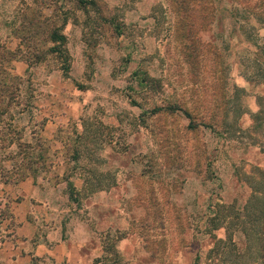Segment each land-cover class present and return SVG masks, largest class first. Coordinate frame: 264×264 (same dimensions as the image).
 Returning <instances> with one entry per match:
<instances>
[{
  "label": "rangeland",
  "instance_id": "374dc122",
  "mask_svg": "<svg viewBox=\"0 0 264 264\" xmlns=\"http://www.w3.org/2000/svg\"><path fill=\"white\" fill-rule=\"evenodd\" d=\"M80 1L0 0V68L17 77L0 117V207L22 174L49 177L54 218L83 234L89 264L233 263L218 240L242 249L264 216V26L246 10L262 0L189 5L194 27L180 0ZM42 100L75 102L56 141L40 135L58 113ZM225 102L243 110L233 130ZM168 105L191 117L142 113Z\"/></svg>",
  "mask_w": 264,
  "mask_h": 264
},
{
  "label": "crops",
  "instance_id": "0c3cea01",
  "mask_svg": "<svg viewBox=\"0 0 264 264\" xmlns=\"http://www.w3.org/2000/svg\"><path fill=\"white\" fill-rule=\"evenodd\" d=\"M65 102L41 101V106H47L46 109L58 111L45 119L40 134L43 139L56 141L60 120L76 113L75 102ZM64 110L66 115L59 113ZM54 167L48 170L50 174L64 175V166ZM44 180L49 183V177L38 181L34 177H25L8 185L11 218L7 221L11 226L0 237V264H89L83 234L64 231L60 221L55 220L51 191L40 186Z\"/></svg>",
  "mask_w": 264,
  "mask_h": 264
},
{
  "label": "trees",
  "instance_id": "16d2710c",
  "mask_svg": "<svg viewBox=\"0 0 264 264\" xmlns=\"http://www.w3.org/2000/svg\"><path fill=\"white\" fill-rule=\"evenodd\" d=\"M86 1H92V0H81L80 2H86ZM231 1H232V8L231 9L232 10H238V7H239L238 2L240 0H231ZM262 3L264 4V0H262ZM179 4L181 6H183V10H184L182 12L181 17H179L180 21H183L184 23L190 22L189 26L194 27L195 23L193 20L194 16H193L192 10L187 11L186 7L189 5H191L192 8L207 6V1L206 0H203V1H201V0L200 1L199 0H180ZM259 7H260V4H259V6L258 5H256V6L252 5V6H249L246 8V10L249 11L247 22H249L248 23L249 26L256 28V29L259 28L260 26H264V7L263 8L261 7V9ZM207 15L208 14L203 16V19L201 20L202 22L206 19ZM49 38H50L49 40L51 41V43L55 44V45H51L49 51L58 50L59 53L62 54V48H63L62 46L66 40L64 34L59 32L57 28H52L50 31ZM0 70H1V72H0V117H1V116H5L4 115L5 113H6V115L8 114V112L5 110L6 107L2 108V106L8 107L9 104L4 105L6 100H7V103H9V99L14 97L13 94L16 91V86H15L16 84L13 81L16 80L17 77L15 75L9 74L7 72L5 73V69L2 66H1ZM135 75H138V74H135ZM146 78H147L146 75L143 74L141 81H143L145 83L147 81V80H145ZM133 102H135V101H133ZM221 105H222V107L220 110L222 111L221 113H222V117H223L222 118V124L225 127H228L229 130H233L234 127L231 123L226 125L227 124L226 119H227L228 115H230V110H232L233 113L238 112L239 116L243 110L240 108L239 104L235 105V107H233L232 109H230V105L226 102L222 103ZM162 110H169V111L182 110V112L188 118L191 117V114L188 110L177 107V106H173V105H168L166 107L155 106V107L151 108L149 111H147V110L142 111V113L144 114L146 112H149L150 114H156ZM238 113L236 115H238ZM212 114L216 115L215 113H212ZM254 116H256V115H254ZM236 118H237V116H236ZM199 125H202V126L205 125L206 126L204 121L194 122L192 120V121H190L188 127L193 129V128H197ZM260 125H261V123H258V126H260ZM3 128H4V125H3ZM28 176H30V174L29 175L22 174L20 179H23V178L28 177ZM8 204L9 203L6 200L4 203V207L3 208L0 207V222L5 220V219L11 218V215H10V213H8V209H7ZM4 213L5 214L7 213V215H4ZM4 216H7V217H4ZM244 222H246V221H244ZM219 223H220V221L213 223V226H214L213 228H216L215 226L218 225ZM256 224L260 225V227L257 229H254L253 231H249V232L245 231V234L247 235V237H246L245 245L242 249L241 248L238 249L235 247L233 242H231L230 234H228V233H227L225 240H222V241L218 240L219 242H222L223 244H225V242H229L233 246L232 249H233L234 255L236 256V260L231 264H264V216H258L256 219ZM242 231H244V229H242ZM262 241H263V243H262Z\"/></svg>",
  "mask_w": 264,
  "mask_h": 264
}]
</instances>
